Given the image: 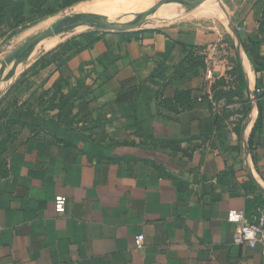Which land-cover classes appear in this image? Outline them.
<instances>
[{
  "label": "crops",
  "instance_id": "obj_1",
  "mask_svg": "<svg viewBox=\"0 0 264 264\" xmlns=\"http://www.w3.org/2000/svg\"><path fill=\"white\" fill-rule=\"evenodd\" d=\"M40 1L0 23V62L51 30L0 99V264H264L228 221L264 208V0L0 3ZM141 11L154 26H110Z\"/></svg>",
  "mask_w": 264,
  "mask_h": 264
},
{
  "label": "built area",
  "instance_id": "obj_2",
  "mask_svg": "<svg viewBox=\"0 0 264 264\" xmlns=\"http://www.w3.org/2000/svg\"><path fill=\"white\" fill-rule=\"evenodd\" d=\"M206 79L213 84L215 77L212 68L207 70ZM59 212L67 205V198L60 196L55 202ZM228 221L236 226L233 243L236 246L257 249L259 248L264 256V208H258L252 219H248L245 211L233 210L229 213ZM137 248L142 249L145 236L139 235L135 238Z\"/></svg>",
  "mask_w": 264,
  "mask_h": 264
},
{
  "label": "trees",
  "instance_id": "obj_3",
  "mask_svg": "<svg viewBox=\"0 0 264 264\" xmlns=\"http://www.w3.org/2000/svg\"><path fill=\"white\" fill-rule=\"evenodd\" d=\"M57 2L60 3V9H66L69 8L73 5H75L77 3L78 0H55ZM47 2H36V3H30L28 5L22 4V3H18V4H14V3H0V23L1 24H6V20L7 23L11 22V20L15 21L16 23L13 24L11 26L12 29H18L19 27H25L28 26L30 24H32L35 21H38L39 19H41L44 16L47 15H51L53 14L55 11L52 9H49L46 7ZM27 8H29V11H25L27 10ZM27 14H31L33 15V22H31L28 25H24L25 24V18ZM7 17V18H6ZM6 18V19H5ZM5 19V20H4ZM263 30H264V23L262 25ZM82 37H87L90 41V43L95 41V38H93V34H85ZM82 45H80L79 43L75 42L74 40L67 42L65 45H63L61 47V49H70L72 47H81ZM241 72V81L242 84L244 85V81H243V74L242 71ZM241 89V88H240Z\"/></svg>",
  "mask_w": 264,
  "mask_h": 264
},
{
  "label": "water",
  "instance_id": "obj_4",
  "mask_svg": "<svg viewBox=\"0 0 264 264\" xmlns=\"http://www.w3.org/2000/svg\"><path fill=\"white\" fill-rule=\"evenodd\" d=\"M201 0H190L189 1V5H188V10L191 11L193 10L200 2ZM94 21H81L75 25H71L68 26L67 28L70 29H78L84 26H92L94 25ZM111 27L116 28V29H122V30H127V29H144V28H148V27H152L154 26V22L151 20L150 15L148 12H141L138 13L136 16V19L132 22H128V23H120V22H116V23H112L110 24ZM51 30H48L46 32L43 33H39L36 36L30 38L27 40V42L23 45V47L19 50L14 52L13 54L9 55L8 57H6V59L2 62H0L1 67L0 70L5 69L6 67L10 66L11 64H15V68L13 70H11L10 72L5 74V78H11V76H13L14 74H16L17 70L19 69V64L22 63V60L18 59V54L23 51L28 45H30L33 41H35L36 39L44 36L45 34L50 33ZM47 51H41L39 53V55L35 58V60L39 59L40 57H42ZM8 87H4L0 89V99L2 98V96L4 95V93L8 90Z\"/></svg>",
  "mask_w": 264,
  "mask_h": 264
},
{
  "label": "rangeland",
  "instance_id": "obj_5",
  "mask_svg": "<svg viewBox=\"0 0 264 264\" xmlns=\"http://www.w3.org/2000/svg\"><path fill=\"white\" fill-rule=\"evenodd\" d=\"M113 1H115V0H109V1H106L105 3L106 4H108V3H113ZM120 1H122V0H120ZM145 1V7H146V9H144L143 11H145V10H147L148 8H150L152 5H153V0H144ZM106 4H104V5H106ZM95 6L97 5L96 3L94 4ZM94 7V6H93ZM92 7V8H93ZM30 9L29 8H27V10H25V11H29ZM92 10V9H91ZM142 12V11H141ZM135 15H133L131 18H123V19H121L120 21H122V20H125V19H131L132 21H134L135 19H136V16L134 17ZM7 18V17H6ZM5 18V19H6ZM4 19V20H5ZM34 18H33V15H31V14H27L26 15V18H25V24L24 25H28V24H30L31 22H33L34 20H33ZM131 20H129V21H131ZM15 24L16 22L15 21H13V20H11V22H9V23H7V20H6V27L5 28H9L10 30L12 29L11 28V26L13 25V24ZM9 25H11V26H9ZM89 29L88 28H84V29H82L80 32H86V31H88ZM34 61H35V59H34ZM33 61V62H34ZM15 64V63H14ZM14 64H11L10 66H8V67H6L5 68V70L7 69V71H5L4 73H2L1 75H0V89L1 88H4L5 87V84H6V80H7V78H5V74L7 73V72H9V70H8V68H10L12 65H14ZM14 68H15V66H14ZM13 77V76H12ZM6 87H8V86H6Z\"/></svg>",
  "mask_w": 264,
  "mask_h": 264
},
{
  "label": "bare ground",
  "instance_id": "obj_6",
  "mask_svg": "<svg viewBox=\"0 0 264 264\" xmlns=\"http://www.w3.org/2000/svg\"><path fill=\"white\" fill-rule=\"evenodd\" d=\"M129 20H131V19H125V20H122V21H119L120 23H128V22H132V20L131 21H129ZM65 36V35H64ZM63 38V36L62 37H60L59 36V38L58 37H56V38H54V39H52V41H49V42H46V43H44L42 46H38L39 48L38 49H43V50H47V49H49V48H51L53 45H55L56 43H58L59 41H61V40H63L62 39ZM31 51H33V50H31ZM30 51V52H31ZM35 54V52H32L31 54H29L28 56H27V59L26 60H30L32 57H33V55ZM24 64V63H23ZM26 64V63H25ZM13 66L14 65H12V67L10 68V70H9V72L11 71V70H13ZM9 69V68H8ZM5 71H7V69L5 70ZM4 71V72H5ZM12 77V76H11ZM10 80V78H8L7 79V81H9ZM8 83V82H7ZM1 86V85H0ZM6 87V86H5Z\"/></svg>",
  "mask_w": 264,
  "mask_h": 264
}]
</instances>
